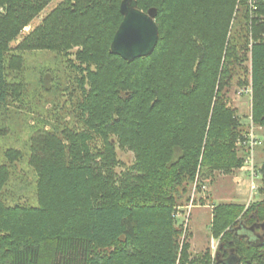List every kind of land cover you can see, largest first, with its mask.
<instances>
[{"label": "trees", "instance_id": "16d2710c", "mask_svg": "<svg viewBox=\"0 0 264 264\" xmlns=\"http://www.w3.org/2000/svg\"><path fill=\"white\" fill-rule=\"evenodd\" d=\"M53 1L0 0V107L20 89L7 77L23 62L13 50L78 49L82 129L34 141L36 207L4 203L0 166V264H264V231L254 242L241 234L263 228L264 200L215 208L214 256L181 245L175 213L198 176L245 166L247 132L226 97L245 61L251 78L239 84L251 86L252 122L264 129V0L254 15L240 0H133L157 11L159 28L153 54L134 61L111 51L123 0H64L12 49ZM239 2L244 28L232 37ZM118 147L135 155L121 176ZM257 174L264 184V165Z\"/></svg>", "mask_w": 264, "mask_h": 264}, {"label": "rangeland", "instance_id": "374dc122", "mask_svg": "<svg viewBox=\"0 0 264 264\" xmlns=\"http://www.w3.org/2000/svg\"><path fill=\"white\" fill-rule=\"evenodd\" d=\"M63 1L54 0L25 29L19 39L11 44V48L15 49ZM241 2L237 4L233 16L232 37L239 36L244 28L240 11L242 5L239 6ZM77 51L78 49H73L67 56L50 51L20 53L13 50L10 55L21 56L23 62L20 70H7L8 81L13 86L18 85L20 89L15 96L9 98L7 105L0 107V166L8 165L10 172L2 192V200L8 207L38 206L39 175L30 163L35 154L33 144L36 138L49 132L61 133L66 128L74 131L82 129L77 110L80 98L77 78L80 75L73 67L77 62ZM250 68V61H245L243 67H234L235 76L226 90V97L228 105L236 109L244 132L249 133L253 129L261 142L256 154L257 167L260 169L264 165V129L255 125L252 127V88L239 84V81L249 82L251 77L247 70ZM9 151L18 152L17 159H9ZM117 154L119 165L116 172L121 176L134 164L135 155L119 147ZM248 175L243 167L230 173L217 171L212 172L204 181L198 176L194 184L189 186L187 198L177 205L175 213L177 227L183 231L181 245L185 242L190 244L192 257L205 255L209 251L212 256L216 255L219 239L212 235V223L214 210L218 205L240 204L248 208L250 204L264 200V193L261 191L264 184L260 175L255 181L258 191L250 200L252 180Z\"/></svg>", "mask_w": 264, "mask_h": 264}, {"label": "water", "instance_id": "95a60500", "mask_svg": "<svg viewBox=\"0 0 264 264\" xmlns=\"http://www.w3.org/2000/svg\"><path fill=\"white\" fill-rule=\"evenodd\" d=\"M121 12L124 19L112 42V53L127 61L153 54L159 41L157 11L146 13L133 0H123Z\"/></svg>", "mask_w": 264, "mask_h": 264}, {"label": "built area", "instance_id": "2783aa9c", "mask_svg": "<svg viewBox=\"0 0 264 264\" xmlns=\"http://www.w3.org/2000/svg\"><path fill=\"white\" fill-rule=\"evenodd\" d=\"M248 3L251 15H254L253 13L257 10V4L260 1L263 0H244ZM3 12V9L0 8V13ZM251 121H252V114H251ZM253 127V122H252ZM260 141L255 136L254 130L252 129L251 132L245 134V141H244V147H245V166L243 167L244 171H246L249 175V179L252 181L251 185V197L250 200L254 198V195L258 191V186H255L256 178H258L257 174V162H256V154H257V148L260 146ZM206 188V186H205Z\"/></svg>", "mask_w": 264, "mask_h": 264}, {"label": "flooded vegetation", "instance_id": "af4514ba", "mask_svg": "<svg viewBox=\"0 0 264 264\" xmlns=\"http://www.w3.org/2000/svg\"><path fill=\"white\" fill-rule=\"evenodd\" d=\"M263 231H264V226H263V228L261 227L259 229L247 228V229H244L241 234H242V236L247 237L250 242L251 241L254 242L255 240L262 237Z\"/></svg>", "mask_w": 264, "mask_h": 264}]
</instances>
